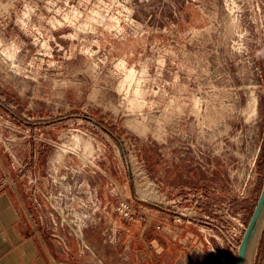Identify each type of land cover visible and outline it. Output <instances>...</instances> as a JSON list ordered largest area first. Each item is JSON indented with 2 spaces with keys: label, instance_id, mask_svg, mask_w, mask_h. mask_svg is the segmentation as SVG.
<instances>
[{
  "label": "rangeland",
  "instance_id": "rangeland-1",
  "mask_svg": "<svg viewBox=\"0 0 264 264\" xmlns=\"http://www.w3.org/2000/svg\"><path fill=\"white\" fill-rule=\"evenodd\" d=\"M0 150L41 180L44 226L88 198L115 243L121 195L246 228L264 185V0H0Z\"/></svg>",
  "mask_w": 264,
  "mask_h": 264
},
{
  "label": "crops",
  "instance_id": "crops-1",
  "mask_svg": "<svg viewBox=\"0 0 264 264\" xmlns=\"http://www.w3.org/2000/svg\"><path fill=\"white\" fill-rule=\"evenodd\" d=\"M19 173L0 150V264H212L204 224L191 218L177 224L176 212L157 205L145 224L118 221L112 245L103 242L100 229L84 228L80 241L89 250H82L77 238L44 226L37 202L41 180L35 175L32 184L27 173Z\"/></svg>",
  "mask_w": 264,
  "mask_h": 264
},
{
  "label": "built area",
  "instance_id": "built-area-1",
  "mask_svg": "<svg viewBox=\"0 0 264 264\" xmlns=\"http://www.w3.org/2000/svg\"><path fill=\"white\" fill-rule=\"evenodd\" d=\"M121 197L122 196L119 195L116 206L112 210L115 215L124 221H138L145 224L150 216H147L141 208L133 206L131 202ZM74 201L77 200L75 197H72L69 212L64 216L60 213L61 211L58 212V209H55L56 215L48 217V223L46 224L47 229L59 231L56 227L58 225L62 227L63 224H66L68 227L67 234L79 240L82 250H89L88 247L80 241L82 228H86L88 225H95L98 226L103 234V242L105 244H113L116 238V227L114 223L112 221L103 224L100 223L101 218H104L102 214L105 216L107 215V213L103 211L105 210V206L100 210V204L98 202L92 204V201L88 198L78 200L77 202ZM90 204H92V208L94 209L89 213L87 210ZM138 206H142V203ZM179 221L180 216L176 218L175 222ZM210 222L211 224L209 227L205 226L203 229L204 231L206 230L204 232L205 243L215 262H218L216 264H228V262L237 257L240 239L245 231V226L240 221L239 215L233 212H229L220 220H216V222L213 220ZM56 239L61 244H64L62 237L57 235Z\"/></svg>",
  "mask_w": 264,
  "mask_h": 264
},
{
  "label": "water",
  "instance_id": "water-1",
  "mask_svg": "<svg viewBox=\"0 0 264 264\" xmlns=\"http://www.w3.org/2000/svg\"><path fill=\"white\" fill-rule=\"evenodd\" d=\"M263 212H264V185L262 187V190L255 204L251 217L246 225L245 231L240 240L235 264H246L253 239L263 219Z\"/></svg>",
  "mask_w": 264,
  "mask_h": 264
},
{
  "label": "bare ground",
  "instance_id": "bare-ground-1",
  "mask_svg": "<svg viewBox=\"0 0 264 264\" xmlns=\"http://www.w3.org/2000/svg\"><path fill=\"white\" fill-rule=\"evenodd\" d=\"M146 194H149V193H146ZM263 225H264V212H263V219L257 229V232L255 234V237L253 239V242H252V245H251V249L249 251V254H248V257H247V262L246 264H251L252 263V260H253V256H254V253H255V249H256V245H257V242H258V239L260 237V234H261V230L263 228Z\"/></svg>",
  "mask_w": 264,
  "mask_h": 264
},
{
  "label": "trees",
  "instance_id": "trees-1",
  "mask_svg": "<svg viewBox=\"0 0 264 264\" xmlns=\"http://www.w3.org/2000/svg\"><path fill=\"white\" fill-rule=\"evenodd\" d=\"M264 255V227L262 229V232L260 234L257 248H256V254H255V264H259V262L262 260Z\"/></svg>",
  "mask_w": 264,
  "mask_h": 264
}]
</instances>
